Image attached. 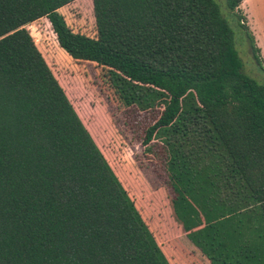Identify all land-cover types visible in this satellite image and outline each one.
Segmentation results:
<instances>
[{
    "label": "trees",
    "instance_id": "obj_1",
    "mask_svg": "<svg viewBox=\"0 0 264 264\" xmlns=\"http://www.w3.org/2000/svg\"><path fill=\"white\" fill-rule=\"evenodd\" d=\"M73 1L0 0V264H170L25 28L42 18L133 109L190 243L210 264H264V85L218 4L92 0L90 38L58 12ZM224 1L242 30L244 0Z\"/></svg>",
    "mask_w": 264,
    "mask_h": 264
},
{
    "label": "rangeland",
    "instance_id": "obj_2",
    "mask_svg": "<svg viewBox=\"0 0 264 264\" xmlns=\"http://www.w3.org/2000/svg\"><path fill=\"white\" fill-rule=\"evenodd\" d=\"M214 1L233 32L244 74L264 85V0H244L235 10L242 30L225 1ZM59 14L72 32L96 37L92 0H75L60 8ZM25 28L169 263L210 264L173 218L164 163L145 158L139 147L141 122L128 124L135 116L133 109L117 104L93 66L76 64L58 47L45 18Z\"/></svg>",
    "mask_w": 264,
    "mask_h": 264
},
{
    "label": "crops",
    "instance_id": "obj_3",
    "mask_svg": "<svg viewBox=\"0 0 264 264\" xmlns=\"http://www.w3.org/2000/svg\"><path fill=\"white\" fill-rule=\"evenodd\" d=\"M242 3H243V2H242ZM242 3H241V4H242ZM59 10H60V9H59ZM59 10H58V12H59Z\"/></svg>",
    "mask_w": 264,
    "mask_h": 264
}]
</instances>
